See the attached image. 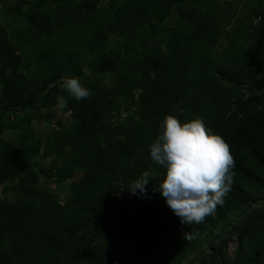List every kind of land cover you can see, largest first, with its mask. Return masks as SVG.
Wrapping results in <instances>:
<instances>
[{"label": "rangeland", "instance_id": "1", "mask_svg": "<svg viewBox=\"0 0 264 264\" xmlns=\"http://www.w3.org/2000/svg\"><path fill=\"white\" fill-rule=\"evenodd\" d=\"M72 3L73 0H0V40L4 42L0 50V91L7 97L28 94L30 78L39 81L37 52L61 51L49 74L40 72L44 78L31 87L37 98L56 109L53 116L44 114V108L20 105L14 110L0 109V140L4 144L15 150V145L38 144V153L28 160L22 182L14 175L0 180V201L10 204L12 211L32 203L25 191L30 183L39 194L53 196L65 209L76 210L69 200L70 186L79 182L85 164L91 158L101 162L110 154L113 157L126 139L124 132L137 131L142 126L136 106L142 90L135 84L155 80L165 73V67L160 66L158 75L150 72L142 76L143 60L153 55L143 43L150 25L187 27L173 7L166 9L161 19L149 16L155 3L146 1L138 2L137 17L128 23L123 21L126 16L117 15L120 1L100 0L95 10L87 14L76 12ZM199 4L209 9L214 27L213 38L205 47L204 63L200 65L206 63L234 82L200 75L171 115L181 121L199 117L215 133L224 122L237 121L260 106L262 91L241 80V72L249 58H256L260 67L253 73L257 79L264 77V0H204ZM93 34H98V38H93ZM111 52L136 79L133 85L128 84L130 91L112 76L109 64H102L101 55L107 57ZM69 77L77 78L90 90V96L81 102L87 101L90 106L98 102V108H86L91 121L77 131L71 127L62 131L56 125L57 119L65 124L70 116V111L63 112L59 104L63 93L69 96L61 91V82ZM46 82L49 83L43 90H37ZM90 98H95V102ZM212 107L217 112L214 118L203 119L199 115ZM158 132L148 138L141 152L125 162L98 198L79 214L65 249L57 254V264H88L93 254L100 253L111 256L112 264L129 261L137 246L134 229L152 208L165 204L156 190L165 170L149 154V145ZM145 172L149 173V182L144 193L128 191ZM211 234L180 262L133 263L247 264L248 255L264 242V184L250 194L242 208L219 221ZM115 242L119 244L113 252ZM0 248L11 264H23L9 236L1 238ZM260 264H264V259Z\"/></svg>", "mask_w": 264, "mask_h": 264}, {"label": "trees", "instance_id": "2", "mask_svg": "<svg viewBox=\"0 0 264 264\" xmlns=\"http://www.w3.org/2000/svg\"><path fill=\"white\" fill-rule=\"evenodd\" d=\"M120 1L117 9L118 17L126 16L125 23L137 16L138 2L146 1L154 4L149 16L163 17L164 11L173 7L179 17L186 21L185 29H177L161 23H152L150 31L144 38V45L153 52L146 57L142 76L157 72L160 66L165 67L163 76L145 82H138L142 94L137 100V109L142 118V126L137 131H125L126 139L118 152L111 154L101 162L91 158L84 166V174L76 185L70 186L69 200L76 206V210H68L61 206L53 196L39 194L30 183L25 188L29 192L32 203L24 209L11 210L8 203L0 201V241L4 235L9 236L18 248L20 261L23 264H57L56 258L59 251H63L72 233L73 225L79 214L87 210L88 203L95 201L101 191L114 179L123 164L141 152L148 143V138L156 131L166 114H171L181 105L180 101L191 89L197 78L202 74L215 75L218 78L233 83L234 80L222 76L214 68L204 63L205 47L214 35V27L208 8H203L199 3L204 0H111ZM100 0H73L72 8L79 14H87L96 8ZM128 7H131L129 9ZM139 11V10H138ZM43 25L44 21H41ZM102 30V27H99ZM93 38H98L93 34ZM4 42L0 40L1 46ZM61 54L60 50L52 51L43 49L36 54V63L39 66V81L30 78L25 93L7 97L0 91V109L2 111L17 109L20 105L31 109L44 108L43 113L53 116L56 109L46 103L42 98H37L31 87L35 82L40 84L49 74L52 63ZM103 66L109 64L112 76L120 81L126 88L133 85L136 79L124 70L122 63L112 52L102 54ZM100 58L98 57V60ZM242 67L241 80H246L255 88L260 89L261 103L257 109L242 116L237 121H226L215 133L227 143L230 155L235 166L233 183L230 190L223 197V204L217 205L215 212L205 217L204 222L183 226L179 219L172 213L166 203L152 208L138 227L133 231V238L137 246L132 251L129 261L120 264H134L140 260L150 262L170 261L180 262L184 256L195 250L205 238L211 236L213 229L219 221L225 219L242 208L251 193L264 184V77L256 78L253 71L259 70L256 58H249ZM196 67V71L193 72ZM49 82L37 90H43ZM36 85V87H37ZM94 99V100H93ZM95 102V98H90ZM81 102V101H80ZM60 109L70 111L68 121L56 120V125L62 131L71 127L72 131L82 130L91 116L86 108L98 102L87 104L75 102L66 93L60 96ZM217 112L210 108L199 114L203 119L214 118ZM48 126V125H46ZM11 144V143H9ZM8 144V145H9ZM12 149L0 140V180L8 175L19 177L22 182L27 172V162L38 153V144ZM21 178V179H20ZM130 232V231H129ZM128 232V233H129ZM118 242L112 246V251H117ZM115 254V253H114ZM7 255L0 248V264H11L6 259ZM111 256L106 253L93 254L87 261L88 264H112ZM264 259V242L253 250L247 259V264H260Z\"/></svg>", "mask_w": 264, "mask_h": 264}, {"label": "clouds", "instance_id": "3", "mask_svg": "<svg viewBox=\"0 0 264 264\" xmlns=\"http://www.w3.org/2000/svg\"><path fill=\"white\" fill-rule=\"evenodd\" d=\"M54 86V85H50ZM61 91L77 101L90 96V90L77 78L61 82ZM151 160L165 171L156 190L181 225L199 224L223 204V197L233 183L235 166L227 143L209 129L202 119L194 117L181 121L166 114L159 132L149 145ZM149 173L134 181L127 189L144 193Z\"/></svg>", "mask_w": 264, "mask_h": 264}]
</instances>
